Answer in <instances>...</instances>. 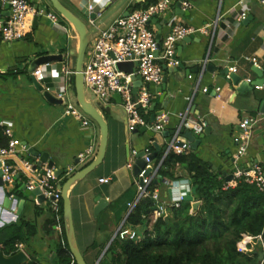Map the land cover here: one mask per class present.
<instances>
[{
	"label": "crops",
	"instance_id": "0c3cea01",
	"mask_svg": "<svg viewBox=\"0 0 264 264\" xmlns=\"http://www.w3.org/2000/svg\"><path fill=\"white\" fill-rule=\"evenodd\" d=\"M29 1L37 7L52 10L49 2L50 6L43 0ZM60 1L86 22L88 14L96 13V20L90 22L93 28L122 0ZM158 1L127 0L98 25V29L106 28L131 8L140 9ZM184 1L190 4L189 8H181L185 10L184 14L176 13L174 2L163 16L157 18L161 25V36L169 31L170 20L194 29L207 28L208 31H195L186 35L191 36L187 41L184 40L186 36L177 41L175 58L180 66H167L171 70H165L166 83L151 86L154 95L147 108L148 117L150 119L154 112L162 110L167 119L162 130L158 131L162 143L157 137L139 129L137 132L127 130L126 112L121 100L112 96L106 102L100 101L91 90L87 93L88 87H84L87 100L101 112L108 125L103 161L67 192L76 245L87 264H112L109 246L122 225L139 234L136 241L142 240L146 232L152 229L159 218L153 211L154 200L150 210L141 215V222L129 224L126 221L141 200L131 209L130 204L137 199L139 182L138 175L133 174L132 165L136 155L132 151L138 153L153 146L154 150L151 151L154 152L155 142L161 150L172 136L166 134L178 129L185 113L187 120L201 119L205 126L199 134H195L183 124L178 136L187 146L184 152H195L213 170L226 172L227 175L231 174L233 168L232 156L237 149L235 137L240 121L248 115H260V120L252 128L248 152L240 162L264 168V114L259 111L260 101L264 99V83L259 88L252 86L251 89L238 91L227 76L234 67L235 73L242 79H260L252 70L255 64L263 71L264 78V5L259 0ZM90 4L93 5L92 11ZM241 11H246L247 16L238 21L237 15ZM32 25L33 21L22 39L11 42L0 39V129L8 142L9 136L4 130L10 128L19 146H24L16 155L9 157L10 164H19L24 159L34 167L40 154L45 152L48 161L53 162V170L62 171L57 177V184H61L90 161L79 160L78 154L90 144L98 147L100 130L76 105L73 86L78 35L73 26L69 22L54 23L44 15L35 28ZM42 54H61L62 60L46 65L48 75L41 84L56 97L66 89L68 101L84 119L89 120V125L83 126V118L66 112L64 103L48 102L42 91L34 86L27 67L31 59ZM204 87L207 88L206 92L202 90ZM186 131H190L195 139L206 131L195 149L191 148L192 142L185 136ZM48 161L37 169L43 170ZM172 170L178 178L176 182L183 187L188 183V192L193 195L189 199L191 205L198 201L185 166L176 163ZM22 178L24 175L20 173L18 180ZM100 178H108V181L101 182ZM15 190L16 187L11 184L3 187L4 195L8 197L15 194ZM154 190L158 192L160 200L168 202L172 192L168 183L161 181ZM3 192L0 187V241H13L16 248L22 244L28 257L32 255L43 263H53L56 260V246L62 244L68 248L67 238L64 240L63 237L66 233L63 201L62 212L60 208L61 197L56 201L47 197L44 202L38 203L33 196L20 194V199L25 201L19 210L18 205L3 206ZM100 201L103 203L96 210ZM162 217H171L168 206Z\"/></svg>",
	"mask_w": 264,
	"mask_h": 264
},
{
	"label": "built area",
	"instance_id": "2783aa9c",
	"mask_svg": "<svg viewBox=\"0 0 264 264\" xmlns=\"http://www.w3.org/2000/svg\"><path fill=\"white\" fill-rule=\"evenodd\" d=\"M176 0H160L155 3H149L145 7L135 9L127 16H121L110 23L106 28L97 29L89 39L86 56L84 59L82 72L84 77V86L90 88L93 95L100 101H108L114 93H119L122 106L126 112V126L128 131H135L143 126L155 132L161 131L166 122V116L157 115L153 121L148 117V106L153 99L152 85H160L163 82L165 69L163 65L175 66L178 60L174 57L176 53V43L189 33L195 31L207 32V28L194 29L184 26L177 21L170 20L169 31L160 38V47H157V29L149 20L163 16ZM8 4V15H3L2 9ZM264 5V0H259ZM182 8L190 7L186 1L182 2ZM90 11L93 5H89ZM37 15L46 16L54 23L57 22V15L53 10H47L41 6L33 5L29 0H0V39L2 41H15L22 39L28 33L33 18ZM247 16L246 11H241L237 15V20L241 21ZM93 23V22H92ZM120 62L134 63L131 73L120 70L117 64ZM46 65H40L34 69L32 75L41 82L47 75ZM236 68H232L235 72ZM139 75L141 84L137 87L136 93H133L134 76ZM250 81V79H248ZM254 87L259 88L260 85ZM48 89V88H46ZM203 91H207L204 87ZM63 99L66 112L83 118V126L89 125V120L84 119L81 113L75 109L74 105L68 101L66 89L58 94ZM186 113L182 116V122L178 129L171 136L162 150V155L155 163L150 159L152 151L149 147L143 149L145 165L138 173V179L142 178V185L138 182L137 199L130 204L131 209L140 198L149 196L155 202L154 213L156 217L164 216L165 208L178 207L184 200L186 192L189 191L188 183L183 187L178 182H169L172 192L168 197V202L160 200L156 190L149 191L148 186L156 179L158 170L170 152L182 153L186 144L181 142L178 136L181 128L187 126L195 134H199L204 126L203 120L193 118L186 119ZM260 120V115H248L242 118L238 126V132L235 137L236 151L232 156L233 178H243L248 183H253L264 195V168L257 164L243 165L240 160L247 154L252 137V128ZM184 124V125H183ZM5 134L9 140L5 146H0V162L2 177L5 181H11L15 175H24L25 183L28 189L39 187L46 197L54 196L55 201L61 196L53 168H44L39 171L34 168L30 162L22 159L19 164L12 165L8 162L11 155H16L24 146H19V141L12 137L10 128H5ZM97 148L90 144L86 149L78 154L79 160L92 159ZM133 155L137 151L133 150ZM149 173L145 175L146 170ZM101 182H107L108 178H100ZM187 187V188H186ZM115 236L121 239H131L136 241L139 234L135 230L121 226ZM259 236L243 234L237 242V248L240 251H249L256 244ZM262 244V243H261ZM2 244L0 243V249ZM22 249V244L18 245L17 250ZM23 250V249H22ZM264 251V247H263ZM264 260V256H263ZM262 260V261H263Z\"/></svg>",
	"mask_w": 264,
	"mask_h": 264
},
{
	"label": "trees",
	"instance_id": "16d2710c",
	"mask_svg": "<svg viewBox=\"0 0 264 264\" xmlns=\"http://www.w3.org/2000/svg\"><path fill=\"white\" fill-rule=\"evenodd\" d=\"M6 144L7 138L0 129V146ZM161 155L162 149L157 151L155 163ZM176 163L187 169L199 205L193 209L188 200L178 207H169L171 217H159L140 241L116 236L109 246L112 264H257L258 246L262 243L264 247L263 193L243 178L227 180L193 151L170 152L158 170V181H153L148 190H154L161 181L177 180L172 170ZM153 204L149 196L141 198L127 223L141 222V215ZM60 208L62 212V200ZM243 234L260 235L261 239L251 250L240 251L237 242ZM63 237L66 240L65 234ZM0 243L5 255L17 251L13 241ZM55 252L53 263H43L31 255L25 264H76L66 245H57Z\"/></svg>",
	"mask_w": 264,
	"mask_h": 264
},
{
	"label": "water",
	"instance_id": "95a60500",
	"mask_svg": "<svg viewBox=\"0 0 264 264\" xmlns=\"http://www.w3.org/2000/svg\"><path fill=\"white\" fill-rule=\"evenodd\" d=\"M126 1L127 0H122L119 3V5L116 7V9L104 15L100 19V22L98 23V25L102 24L106 19H108V17H110ZM183 1L184 0H177L175 2V7L177 8L176 13L178 14H184L185 12V10L181 9ZM48 2L50 3L52 10L59 13L63 17V19L69 22L73 26L74 30L76 31L78 35V47H77V55H76V61H75L74 86H73L75 97H76V105L79 107L82 113L87 115L93 122H95L98 125L99 130H100L99 145L97 147L94 157L85 166H83L81 169L69 175L65 179V181H63V183L58 185L60 192H61L60 196L63 201V215H64V221H65V233H66L68 248L74 257L76 264H87L76 245L74 231H73V223H72V218H71L70 201L67 196V192L73 184L77 183L79 180L84 178L88 173H90L96 166H98L103 161V158L105 156V151H106L108 125L103 115L101 114V112L86 98L85 90H84V87H85L84 77H83V72H82V67H83L85 56H86L87 48L89 45L90 36L96 33L98 29V25L97 27L90 28L89 27L90 22H94L97 18V15L96 13L88 14L87 22H86L84 19H81L79 16L72 13L60 0H48ZM132 11H133L132 8L129 9L128 12L124 16H127ZM8 14H9L8 4L6 3L5 12H3V15H8ZM40 18H41L40 15H37L33 18V25H32L33 28L36 27V24ZM149 21L151 23H154L157 27L156 38H157V47L159 48L160 38H161V33H160L161 25L158 23V19L155 17L151 18ZM190 37L191 36H186L184 40L187 41ZM61 60H62L61 54H42V55L36 56L33 59H31L27 67V71L30 73L34 86L38 90L42 91L43 97L52 104H61V103H64V101L63 99L56 97L49 89H45V87H43L41 82L35 79V77L32 75V72L34 71L36 67L40 65L49 64L51 62L61 61ZM134 65L135 64L132 62H120L117 64V67L122 71L131 73L133 71ZM178 66H180V64H178ZM163 68L165 70L167 68L169 69V71L171 70V68L167 67L165 64L163 65ZM173 68L174 70L176 69V67H173ZM207 69H209V65H207ZM252 70L255 71L257 75H259L261 78L256 79L254 81H248L246 79H242V77L235 72H228L227 76L231 80L232 84L237 88L238 91H244L245 89H251V87L255 85L262 86L264 83V78L262 77L263 71L255 64L252 65ZM133 78H134L133 93L135 94L137 87L141 84V78L139 75H136ZM166 80H167V77L164 76L163 77L164 84L166 83ZM113 97L121 100L119 93H114ZM153 106L154 104H152V106L150 107L151 110L153 109ZM259 111L264 114V99L260 101ZM162 113H163L162 110L158 112H154L150 117V121H153L157 115H160ZM137 131L138 130H135V132ZM139 131L146 132L148 135L157 137L159 143H162L160 132H155L151 129H148L146 126L141 127ZM205 132L201 133L197 139H195V137L192 135L190 131L185 132V136L188 137L190 141L192 142V145H191L192 149L196 148L200 140L204 137ZM173 134H174V131H170V133L166 135H173ZM154 145L156 147V151L152 152V154L150 155V159H154L156 157L157 151L159 150V145H157V142H155ZM164 149H165V146L162 147V150ZM143 154H144L143 151H140L135 156V161L132 165L134 175H138L140 170L145 165V159L143 157ZM36 155H39L38 152H36ZM47 161H48V154L45 152L41 153L39 156V161L37 162V164L34 165V168L41 166L42 163H45ZM46 168H53V162L49 160L46 165ZM54 173H55V176L58 177L59 175L62 174V171L59 169H54ZM66 173L68 174L69 172L66 171ZM148 173H149V169L146 170L145 175H147ZM222 175L225 176L227 180L232 179V174L227 175L226 172H223ZM158 179H159V176L156 177L154 182L156 183ZM9 184L16 187V190H15L16 193L11 195V197L5 196L3 192V187L8 186ZM139 184L142 185L141 177L139 178ZM0 187L2 188V192H3V206L4 207H7L11 204L18 205L19 210H21L25 199H20V194H23L24 196H33L35 197V200L38 203L44 202L47 198L39 187L28 189L25 183V179L22 178L21 181L18 180V175L14 176L11 181L3 180L1 162H0ZM49 199L53 200L55 198L53 195H51L49 196ZM102 201L99 202L96 210L103 203ZM199 203H200L199 201H195L192 204V208L195 209L199 205ZM108 256H110V253H108ZM263 256H264L263 245L259 244L257 264H262ZM28 259L29 257L27 253L22 249L17 250L12 255H5L2 249H0V264H25L28 261Z\"/></svg>",
	"mask_w": 264,
	"mask_h": 264
},
{
	"label": "rangeland",
	"instance_id": "374dc122",
	"mask_svg": "<svg viewBox=\"0 0 264 264\" xmlns=\"http://www.w3.org/2000/svg\"><path fill=\"white\" fill-rule=\"evenodd\" d=\"M43 2L46 4L47 3V5H49V3H48V1L47 0H43ZM50 6V5H49ZM54 11V10H53ZM55 12V14L57 15V22L59 23L60 21L61 22H66L67 23V21L65 20V19H63V17L59 14V13H57L56 11H54ZM90 28H92V26L90 25L89 26ZM86 91H87V93H89L90 92V89L89 88H86ZM192 193L191 192H186V195L184 196V201H188L189 199H191L192 198Z\"/></svg>",
	"mask_w": 264,
	"mask_h": 264
}]
</instances>
